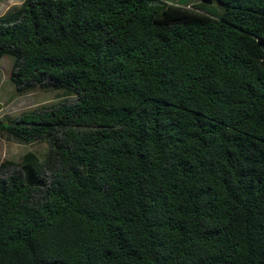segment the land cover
I'll return each mask as SVG.
<instances>
[{"label": "trees", "instance_id": "trees-1", "mask_svg": "<svg viewBox=\"0 0 264 264\" xmlns=\"http://www.w3.org/2000/svg\"><path fill=\"white\" fill-rule=\"evenodd\" d=\"M22 0L0 58L54 103L0 119V264H264V0ZM216 12V13H214Z\"/></svg>", "mask_w": 264, "mask_h": 264}, {"label": "rangeland", "instance_id": "rangeland-1", "mask_svg": "<svg viewBox=\"0 0 264 264\" xmlns=\"http://www.w3.org/2000/svg\"><path fill=\"white\" fill-rule=\"evenodd\" d=\"M167 3L183 4L191 9L199 6L207 11L219 12L220 8L215 2L203 0H162ZM22 0H0V15L14 10ZM214 12V13H216ZM12 58L4 55L0 58V119L13 118L20 112L35 107L48 105L61 99L59 92L36 87L29 91L20 92L15 89L9 80V70ZM47 149V143L43 139L28 142H20L0 131V162L7 159L18 162L26 151H32L42 158Z\"/></svg>", "mask_w": 264, "mask_h": 264}]
</instances>
